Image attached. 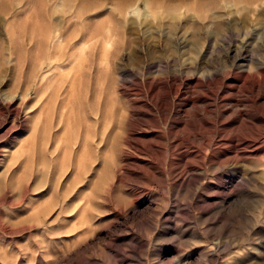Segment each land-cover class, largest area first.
I'll use <instances>...</instances> for the list:
<instances>
[{
	"label": "rangeland",
	"instance_id": "obj_1",
	"mask_svg": "<svg viewBox=\"0 0 264 264\" xmlns=\"http://www.w3.org/2000/svg\"><path fill=\"white\" fill-rule=\"evenodd\" d=\"M259 133L264 0H0V264H264Z\"/></svg>",
	"mask_w": 264,
	"mask_h": 264
},
{
	"label": "bare ground",
	"instance_id": "obj_2",
	"mask_svg": "<svg viewBox=\"0 0 264 264\" xmlns=\"http://www.w3.org/2000/svg\"><path fill=\"white\" fill-rule=\"evenodd\" d=\"M105 36V35H104ZM107 40V38H106ZM108 42V41H107ZM106 46V45H105ZM105 48V47H104ZM105 59V58H103ZM106 60V59H105ZM104 62V61H103ZM102 62V63H103ZM106 63V62H105ZM107 64V63H106ZM103 65L106 69L107 68V65ZM82 65V64H81ZM102 68V67H101ZM105 69V71H106ZM103 70V69H102ZM104 71V70H103ZM108 71V70H107ZM99 72V71H98ZM100 72H101V69H100ZM256 76V74H255ZM214 78V77H213ZM208 79V78H207ZM201 82V81H200ZM253 134V133H252ZM263 135L262 133H259L257 135V137H253V136H250L251 138L248 139L247 137L245 138H236L237 140L236 141H242L241 143L239 142L236 147L238 148L239 146L242 145V147L244 148V150L247 152V151H251L255 156L258 155V157H260L262 159V161L264 162V140L263 142L261 141L262 139V136ZM264 136V135H263ZM244 151V152H245ZM237 152V151H236ZM249 154V153H248ZM257 154V155H256Z\"/></svg>",
	"mask_w": 264,
	"mask_h": 264
}]
</instances>
